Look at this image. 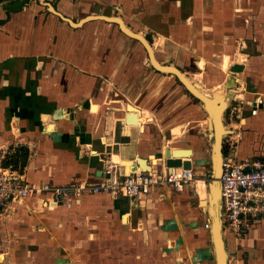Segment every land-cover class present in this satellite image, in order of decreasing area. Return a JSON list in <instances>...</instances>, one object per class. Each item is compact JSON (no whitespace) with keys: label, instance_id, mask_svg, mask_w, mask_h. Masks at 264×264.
Masks as SVG:
<instances>
[{"label":"crops","instance_id":"obj_1","mask_svg":"<svg viewBox=\"0 0 264 264\" xmlns=\"http://www.w3.org/2000/svg\"><path fill=\"white\" fill-rule=\"evenodd\" d=\"M113 19L151 39L160 66L225 104L222 156L264 158V0H0V150L26 152L28 182L96 184L108 167L117 177L144 166L161 174L173 150H190L181 161L208 179L210 117H194L187 89ZM205 179V209L200 185L136 198L83 193L55 207L30 197L18 219L0 221V264H107L109 251L112 264H127L130 251L134 264H215ZM261 226L228 237L236 264H264ZM91 249L106 255L90 263ZM151 252L159 258L147 263Z\"/></svg>","mask_w":264,"mask_h":264},{"label":"built area","instance_id":"obj_2","mask_svg":"<svg viewBox=\"0 0 264 264\" xmlns=\"http://www.w3.org/2000/svg\"><path fill=\"white\" fill-rule=\"evenodd\" d=\"M261 105V99L254 101L252 116L257 114ZM9 155L7 149L0 150V221L18 219L19 208L30 197L48 195L45 206L55 207L69 196L80 197L83 193L136 198L148 196L157 186H166L173 192L195 191L205 179L192 169L183 168H169L161 174L138 170L117 177L114 175L115 168L108 167L105 170L107 177L96 184L56 186L30 183L19 167L7 163ZM205 180L211 182V178ZM219 187L223 234L242 241L264 221V158H247L237 162L230 156H223ZM205 228L210 229L208 225ZM36 230L43 232L44 229Z\"/></svg>","mask_w":264,"mask_h":264},{"label":"water","instance_id":"obj_3","mask_svg":"<svg viewBox=\"0 0 264 264\" xmlns=\"http://www.w3.org/2000/svg\"><path fill=\"white\" fill-rule=\"evenodd\" d=\"M113 21L119 25L120 29L126 35L138 40L143 45V47L145 48V50L149 56V59H150L152 65L155 68H157L160 71L170 72V73L174 74L175 77L187 89V91H189L197 99H199L203 102L204 109L207 113L208 118H209V116L210 117L212 116L208 112L210 105L213 104L215 106L214 109H212L210 107V109L213 110V113H214L213 117H212V125H211V135L214 139V144L211 147V150H212V152H211L212 176H211V182H210V187H209V192H210L209 214L211 216L210 233H211V244H212L215 264H227V253L225 250L224 239L222 236V223H221V219H220L219 202L217 200V193L219 191V178H220V174H221V163H222V157H223L222 156V135L224 132V130H223L220 133V131H219L220 129H218L217 117H218V115L222 116L223 108H224L225 104L217 98L208 97L209 99H207V101L210 103V105L207 106L205 100H203L201 95L200 96H199V94L196 95L192 90H190V88L187 86L186 82L184 81L186 79L181 75V73H179L178 70H176L175 68L159 66L157 64L154 53L150 52V46L140 35L134 34L130 31H128L127 28L124 27V25L122 24V22L119 19H113ZM218 101H220V102L218 103ZM207 107H208V109H207ZM128 116H131L129 118V120L132 121V123H136L135 115L130 114ZM128 116H127V118H128ZM221 125H222V122H221ZM190 154H191L190 150H173L171 152L168 151L166 156H165V158H166L165 165L167 168H183L185 170H189V169H191L190 162H186V161L182 162L181 158L187 157ZM215 156L218 157V163H217L216 168H215V163H214V157ZM141 163H143L142 160H140V164ZM142 169L145 170L146 169L145 166ZM218 176H219V178L217 180Z\"/></svg>","mask_w":264,"mask_h":264},{"label":"rangeland","instance_id":"obj_4","mask_svg":"<svg viewBox=\"0 0 264 264\" xmlns=\"http://www.w3.org/2000/svg\"><path fill=\"white\" fill-rule=\"evenodd\" d=\"M150 42H151V47H152V50H153V53H154V55H155V53H158V47H157V45L155 46L152 42V40L150 39ZM144 53H145V51H144ZM167 63V62H166ZM177 85H179V84H177ZM175 87H178V86H175ZM180 87L182 88V86L180 85ZM175 90L176 89H174V91H173V88H171V91H172V93H174L175 92ZM186 94H187V96H188V100H186L187 101V103L188 104H190V106L191 107H193L194 106V108L195 109H197V107L199 108V110H200V112H199V114L197 113V112H195V114H194V117L195 118H197V119H205V116L207 115V113H206V111H205V109H204V105H203V102L201 101V100H199V99H197L194 95H192L189 91L188 92H186ZM225 134H223V136H224ZM203 137H205V136H203ZM205 139V140H204ZM202 140H204V141H206V146H207V148H209V150L210 151H212L211 150V147L213 146V144H214V139H213V137H212V135L211 136H207L206 135V138H203ZM200 141V140H199ZM196 142H198V140L197 139H195V140H193V141H190V143H196ZM205 164V162L204 161H198V162H196L195 163V166L196 167H199V166H203ZM208 171L209 172H207V175H206V177L207 178H211V176H212V169H210V167L208 168ZM200 185V190H201V193H200V196H199V198L201 199L200 201L202 202H204L205 200H204V197H205V194L203 193V190H204V184L202 185V183L201 184H199ZM202 202V203H203ZM208 229V228H207ZM261 229H262V234L264 235V226H261ZM228 237H229V235H224L223 234V239H224V243H225V250H226V253H227V258L229 259V260H231V264H236L235 263V260H233L232 259V256H233V252H232V249H231V247L229 246V242H227V240H228ZM239 242V241H238ZM238 244V243H237ZM136 251H130V253H132V254H134ZM132 254H125L126 256H128V258H130L129 260H127V264H134V263H132L133 262V255ZM100 255H103V256H105L106 255V253H104L103 251H100V253H96L95 252V249H91V251L89 250L88 252H86L85 253V255H84V257H87V259H89L90 260V263H91V261L94 263V259L95 258H97V257H99ZM113 255H114V253L113 252H111V251H109L108 253H107V255L105 256V258H102V261L104 262V263H107V264H112V262H111V260L114 258V259H116L115 257H113ZM148 255H150V256H148ZM148 255H146V257H149L148 259H145V262H151V261H153V260H155V259H158L157 258V255L154 253V252H151L150 254H148ZM132 259V260H131ZM107 260V261H106ZM244 260V259H243ZM138 261V260H137ZM246 260H244V262H245ZM135 262V261H134ZM86 264H88V263H86Z\"/></svg>","mask_w":264,"mask_h":264},{"label":"bare ground","instance_id":"obj_5","mask_svg":"<svg viewBox=\"0 0 264 264\" xmlns=\"http://www.w3.org/2000/svg\"><path fill=\"white\" fill-rule=\"evenodd\" d=\"M150 52L151 53H153L152 52V48L150 47ZM158 64V63H157ZM159 65V64H158ZM160 66V65H159ZM183 76V75H182ZM184 77V76H183ZM185 78V77H184ZM186 79V78H185ZM187 80V81H186ZM186 80H184L185 82H186V84H187V86L190 88V90H192L196 95L197 94H199V96L201 95L202 96V98H203V100H205V102H206V105L207 106H209L210 105V103L207 101V99H209L208 97L209 96H207V95H205L201 90H200V87H198L196 84H193V83H191L188 79H186ZM210 107L212 108V109H214V105L213 104H211L210 105ZM210 107H209V109H208V107H207V109H208V112H209V114L210 115H212L211 117H210V119H211V124H212V117H213V110H211L210 109ZM217 126H218V129H220L219 131H220V133L223 131V127H222V125H221V115H218V117H217ZM223 134H224V132H223ZM210 136H211V133H210ZM214 163H215V168L217 167V163H218V157L217 156H215L214 157ZM218 178H219V176L217 177V180H218ZM217 200H218V202H219V206H220V187H219V191H218V193H217ZM200 206L201 207H203L204 209H205V206H206V202L204 201L203 203L202 202H200ZM220 219H221V213H220ZM209 221H208V223L206 222V224H205V226L207 227V225H208V227H211V223H210V226H209ZM222 223V222H221ZM222 236H223V231H222Z\"/></svg>","mask_w":264,"mask_h":264},{"label":"trees","instance_id":"obj_6","mask_svg":"<svg viewBox=\"0 0 264 264\" xmlns=\"http://www.w3.org/2000/svg\"><path fill=\"white\" fill-rule=\"evenodd\" d=\"M26 160V152L22 149H16L15 152L9 157L8 164L15 167H22Z\"/></svg>","mask_w":264,"mask_h":264}]
</instances>
